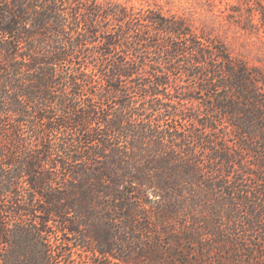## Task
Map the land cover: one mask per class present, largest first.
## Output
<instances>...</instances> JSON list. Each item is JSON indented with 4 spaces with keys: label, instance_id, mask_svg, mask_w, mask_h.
Returning <instances> with one entry per match:
<instances>
[{
    "label": "trees",
    "instance_id": "trees-1",
    "mask_svg": "<svg viewBox=\"0 0 264 264\" xmlns=\"http://www.w3.org/2000/svg\"><path fill=\"white\" fill-rule=\"evenodd\" d=\"M253 150L264 158L263 76L184 20L119 0H0V264H66L58 242L202 264L235 244L195 211L217 226L218 189L228 215L241 207ZM146 233L170 254L149 253Z\"/></svg>",
    "mask_w": 264,
    "mask_h": 264
},
{
    "label": "rangeland",
    "instance_id": "rangeland-1",
    "mask_svg": "<svg viewBox=\"0 0 264 264\" xmlns=\"http://www.w3.org/2000/svg\"><path fill=\"white\" fill-rule=\"evenodd\" d=\"M119 1L140 8L158 9L165 15L175 16L184 20L192 30L196 31L202 37L207 36L213 39L215 43L217 42L221 46H224V49L227 50L231 58L236 62H241L246 65L250 73L258 72L264 79V22H262L264 4L257 3L258 1L256 0ZM259 5L261 6L260 8H258ZM262 156L263 154L259 153L258 150H253L252 153H247L244 157V162L248 164L244 171L251 173L252 177H244V183L242 185L241 183L235 184V188L237 187L244 192V194L239 193V191L236 192L238 202H243L240 208L238 207L235 212L228 215L227 212H232L233 210L230 205L231 200L226 196L228 194L226 193L227 191L223 190L222 192L218 189L215 197L220 202V206H223L222 203H224L227 205L226 208L228 210L225 207L221 208L224 215L220 220H216L218 221L217 226L205 225L209 214L202 206L195 211V214L201 221L202 226L199 227L224 228L227 230V239L235 244V246H231L232 253L228 246L224 248V253L218 250L213 256L205 254V258H202L204 254L200 252L202 264H248L249 253L246 250L252 247L258 250V254L256 253L255 256V259L258 261L257 264H264V249L261 250L260 247L264 241V220L260 222L254 216L263 212L264 218V169L262 167L257 169V166L264 167V158ZM241 175L240 173L236 174L238 178H241ZM255 175H258L259 178ZM223 184H219L218 186L222 187ZM204 192H200L204 200L203 202L206 200ZM212 217L213 221H215V216L213 215L210 218ZM112 227L117 228L120 226ZM179 227L175 226L173 229H178ZM146 236L148 237L144 238V243L149 253L157 250L158 252L163 251L170 254L172 245L168 236H156L158 240L155 243L150 239L149 233H146ZM118 237L120 238V235ZM57 244L59 250L62 249L61 255L64 260L63 262L66 264H134L121 262L111 256L104 257L87 254L77 249L69 251L68 242H65V244L58 242ZM238 247L240 251L236 256L234 250ZM191 254V260L195 261L197 255L193 251ZM186 260H189V258L180 256L176 264H180L179 261L183 262ZM139 264L153 263L144 259Z\"/></svg>",
    "mask_w": 264,
    "mask_h": 264
}]
</instances>
